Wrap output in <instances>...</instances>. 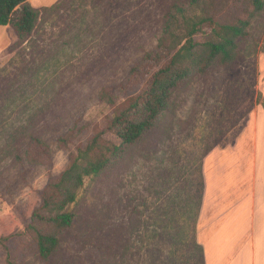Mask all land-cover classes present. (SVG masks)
Listing matches in <instances>:
<instances>
[{"label":"rangeland","instance_id":"374dc122","mask_svg":"<svg viewBox=\"0 0 264 264\" xmlns=\"http://www.w3.org/2000/svg\"><path fill=\"white\" fill-rule=\"evenodd\" d=\"M42 2L34 0L41 15L25 43L0 27V264L8 255L25 264H203L196 230L204 158L209 147L233 142L253 110H264V10L240 59L193 77L154 131L86 179L69 206L74 225L43 260L25 228L41 190L67 165L70 150L57 139L110 113L100 90L118 89L156 46L172 0ZM33 134L51 145V165L19 160Z\"/></svg>","mask_w":264,"mask_h":264},{"label":"trees","instance_id":"16d2710c","mask_svg":"<svg viewBox=\"0 0 264 264\" xmlns=\"http://www.w3.org/2000/svg\"><path fill=\"white\" fill-rule=\"evenodd\" d=\"M263 10L264 0H172L156 46L145 51L118 89L100 90L99 100L111 107L110 113L100 123L75 125L58 137L59 149L70 150L67 165L41 190L25 228L41 259L51 258L64 232L74 225L76 215L69 206L76 202L86 179L101 174L154 131L171 111L174 93L193 77L240 59L250 26ZM40 15L41 9L30 0H0V26H10L20 43L32 37ZM18 158L30 165H51L52 147L33 134ZM7 263L25 264L9 255Z\"/></svg>","mask_w":264,"mask_h":264},{"label":"crops","instance_id":"0c3cea01","mask_svg":"<svg viewBox=\"0 0 264 264\" xmlns=\"http://www.w3.org/2000/svg\"><path fill=\"white\" fill-rule=\"evenodd\" d=\"M42 1L49 0H37L38 5ZM203 176L196 230L203 264H264L263 109L250 113L233 142L205 156Z\"/></svg>","mask_w":264,"mask_h":264}]
</instances>
